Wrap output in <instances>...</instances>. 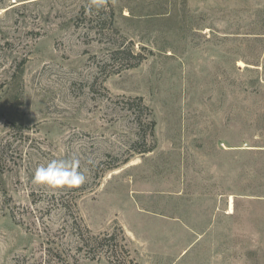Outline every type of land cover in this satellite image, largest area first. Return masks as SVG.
I'll list each match as a JSON object with an SVG mask.
<instances>
[{"label":"rangeland","instance_id":"obj_1","mask_svg":"<svg viewBox=\"0 0 264 264\" xmlns=\"http://www.w3.org/2000/svg\"><path fill=\"white\" fill-rule=\"evenodd\" d=\"M73 154L86 183L32 182ZM75 221L137 264H264V0H0V264H111Z\"/></svg>","mask_w":264,"mask_h":264},{"label":"trees","instance_id":"obj_2","mask_svg":"<svg viewBox=\"0 0 264 264\" xmlns=\"http://www.w3.org/2000/svg\"><path fill=\"white\" fill-rule=\"evenodd\" d=\"M124 53V52H122ZM141 101V100H140ZM145 111L148 110L146 106L143 107ZM143 113V112H142ZM141 113V114H142ZM136 118L138 120V128L139 133L138 135L143 138H146V132L147 130L150 131V135L154 136L155 134V127L156 123L151 118L148 120H145L141 118V115L137 114ZM143 130V131H142ZM148 131V134H149ZM143 132V133H141ZM152 148L151 146L142 150L141 153H148L151 152ZM74 230H78V250L80 252L85 250H88L90 248L94 249V255L91 257V260H96L97 258H100V252H103V250L107 247L108 248V260L111 264H137L134 259H132L130 256V252L127 250V244L125 243L126 240L121 239L119 241L115 235H92V233L87 228H82L78 225V223L75 221V226H73ZM109 242L108 245L106 243Z\"/></svg>","mask_w":264,"mask_h":264},{"label":"clouds","instance_id":"obj_3","mask_svg":"<svg viewBox=\"0 0 264 264\" xmlns=\"http://www.w3.org/2000/svg\"><path fill=\"white\" fill-rule=\"evenodd\" d=\"M87 175L78 155L52 159L36 168L32 182L52 189H75L86 183Z\"/></svg>","mask_w":264,"mask_h":264},{"label":"bare ground","instance_id":"obj_4","mask_svg":"<svg viewBox=\"0 0 264 264\" xmlns=\"http://www.w3.org/2000/svg\"><path fill=\"white\" fill-rule=\"evenodd\" d=\"M230 209H231V212H232L233 211V199H231Z\"/></svg>","mask_w":264,"mask_h":264}]
</instances>
